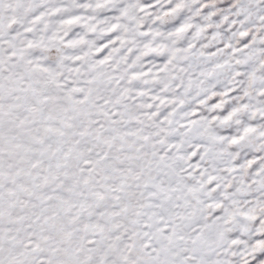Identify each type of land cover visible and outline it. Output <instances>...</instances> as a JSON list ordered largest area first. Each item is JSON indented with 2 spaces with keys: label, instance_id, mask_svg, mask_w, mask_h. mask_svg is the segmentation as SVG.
Segmentation results:
<instances>
[{
  "label": "snow or ice",
  "instance_id": "obj_1",
  "mask_svg": "<svg viewBox=\"0 0 264 264\" xmlns=\"http://www.w3.org/2000/svg\"><path fill=\"white\" fill-rule=\"evenodd\" d=\"M0 264H264V0H0Z\"/></svg>",
  "mask_w": 264,
  "mask_h": 264
}]
</instances>
